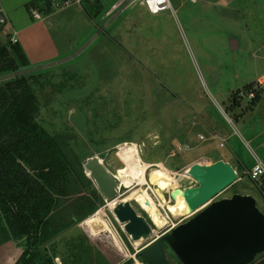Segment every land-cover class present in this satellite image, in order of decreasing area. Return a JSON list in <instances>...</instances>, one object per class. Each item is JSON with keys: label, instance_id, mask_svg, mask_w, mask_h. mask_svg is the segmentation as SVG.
Wrapping results in <instances>:
<instances>
[{"label": "rangeland", "instance_id": "obj_1", "mask_svg": "<svg viewBox=\"0 0 264 264\" xmlns=\"http://www.w3.org/2000/svg\"><path fill=\"white\" fill-rule=\"evenodd\" d=\"M34 1L1 0L8 22L0 11V39L12 44L15 36L27 50L31 63L16 74L45 77L30 82L41 105L36 119L52 137L64 140L83 168L93 158L100 160L109 173L98 166L90 171L100 174L106 194L114 192V178L118 184L115 195L103 198L88 175L103 202L85 221L42 243L39 251L55 253V263L63 264L50 243L74 236L99 248L112 264L132 257L147 264L136 253L196 214L171 215L167 200L173 205V188L196 186L193 173L214 158L237 153L246 163L256 156L264 162V146L251 140L254 129L264 139V0H170L171 7L159 14L141 0L108 14L120 0H94V5L78 4V16L67 12L65 21L51 23L39 11L41 18H33V8L52 11L47 0L31 5ZM60 2L54 0L53 7L72 4ZM25 23L29 27L21 29ZM249 84L262 89L255 111L249 105L254 92ZM235 99L240 108H232ZM236 114L244 115L240 122ZM223 137L226 145L220 146ZM179 144L192 148L179 153ZM128 158L145 170L162 166L172 181L153 185L124 177ZM251 168L237 172L238 180L215 199L253 193L264 212V192L248 177ZM126 196L150 228L140 239L130 236L115 213ZM28 248L25 239L17 240L6 258L0 251V264H14ZM167 252L173 263L182 264L172 250ZM263 259L264 252L252 264Z\"/></svg>", "mask_w": 264, "mask_h": 264}, {"label": "trees", "instance_id": "obj_2", "mask_svg": "<svg viewBox=\"0 0 264 264\" xmlns=\"http://www.w3.org/2000/svg\"><path fill=\"white\" fill-rule=\"evenodd\" d=\"M52 1L47 0L49 9ZM34 3L37 5V0L31 5ZM29 65L19 41L4 44L0 39V77L15 73L0 79V251L7 253L2 255L6 258L11 245L25 239L29 248L14 264H56L55 253H41V244L53 238L55 241L64 230L85 221L103 198L91 188L92 182L73 150L37 121L40 99L30 82L45 77L41 73L30 72L29 78L16 74ZM41 86L44 90V84ZM248 90L254 91L250 100L254 106L261 99L262 89L249 84ZM131 197L136 199L134 194ZM132 198L126 196L119 203H131ZM123 226L133 239L149 231L139 220L129 228L125 222ZM54 241L50 245L52 250L58 248L63 264H112L105 253L90 245V240L87 245L74 236ZM258 264H264V259Z\"/></svg>", "mask_w": 264, "mask_h": 264}, {"label": "water", "instance_id": "obj_3", "mask_svg": "<svg viewBox=\"0 0 264 264\" xmlns=\"http://www.w3.org/2000/svg\"><path fill=\"white\" fill-rule=\"evenodd\" d=\"M92 166L108 173L109 170L98 158L89 160L84 166L103 198H111L116 193L117 181L112 176L116 186L113 193L106 194L98 183L101 182L100 174L90 171ZM193 175L196 186L177 187L170 196L174 201L178 197L185 201L189 210L186 214H196L138 251L136 256L147 264H175L168 256L169 248L182 264L253 263L264 252V212L258 207L256 197L235 193L215 199L238 180L237 171L228 161L220 159L203 164ZM115 213L128 228L139 220L143 229H150L130 202L119 203ZM135 260L132 257L122 264H136Z\"/></svg>", "mask_w": 264, "mask_h": 264}, {"label": "crops", "instance_id": "obj_4", "mask_svg": "<svg viewBox=\"0 0 264 264\" xmlns=\"http://www.w3.org/2000/svg\"><path fill=\"white\" fill-rule=\"evenodd\" d=\"M30 0H26V2H25V4L26 3H28ZM54 1V0H53ZM53 1H52V3H53ZM62 1H64V0H61V2ZM72 1V4H74V5H72L71 4V6L70 7H72V6H76L77 5V7H74V8H72V10H69L70 9V7H68V8H66V9H64V7H62V8H54V7H52V11H50L49 13H47V11H45V10H43V9H40V8H33L32 9V11H33V13H35V12H41L42 14H44V15H46L45 16V21L47 20V21H49L50 23L51 22H53L54 20H56V19H62V18H64V21L66 20V17H68V15L69 14H67V12H71V13H74L75 14V16H78V13H79V11H78V4L79 5H82L84 2H87L88 4H90V5H94V0H82V2L81 3H77V2H75V0H71ZM116 3V2H115ZM114 3V4H115ZM97 4H99V3H97ZM113 4V5H114ZM112 8V7H111ZM111 8H109L108 10H110ZM63 9V10H62ZM108 10H107V12H108ZM0 11L1 12H3L4 13V16H5V18H6V20H7V22H8V13H7V11H6V9H5V7L3 6V5H1V0H0ZM73 14V15H74ZM59 15H63V16H59ZM82 15V14H81ZM57 16H59V18H56ZM71 17V16H70ZM84 17H85V15H84ZM33 18H35L34 17V14H33ZM73 18V17H72ZM36 19V18H35ZM90 22V21H89ZM9 24V23H8ZM29 25H30V23H25L23 26H22V28L21 29H25V28H28L29 27ZM92 25V24H91ZM19 40V39H18ZM21 41L19 40V43H20ZM21 44V43H20ZM21 46L24 48V50H25V47H24V45H23V43L21 44ZM25 52H26V54H27V56H28V53H27V50H25ZM28 58H29V56H28ZM62 60H65V59H62ZM29 61H31L30 59H29ZM60 62H63V61H60ZM59 62V63H60ZM31 63V62H30ZM34 68H35V66H34ZM264 76H262V79L260 78V82L262 83V84H264ZM262 100H263V96H261V99L254 105V111L255 110H258L260 107H261V102H262ZM249 105H250V100H249ZM249 105L248 106H246V108L245 109H247V108H249ZM242 106V104H241V102H240V104H235L234 106H232V108H240ZM224 114H225V117H226V119L229 121V122H231L232 124H233V121H232V118L231 117H229L228 115H227V113L226 112H224ZM240 114H236L235 115V117H236V119H237V121H239L240 119H243V117H244V115H240ZM240 122V121H239ZM243 123H247L246 121H244ZM244 125V127L246 128V126H245V124H243ZM233 126H234V124H233ZM247 129V128H246ZM250 131V130H249ZM251 132V131H250ZM252 133H254V134H252L253 136H251V140L252 141H256L259 145H260V143L264 146V139H261L260 137H262L263 136V134H262V132L260 131V132H257L256 133V131H255V129L252 131ZM264 133V132H263ZM216 134V133H215ZM201 136V135H200ZM223 139H225V142H226V138L225 137H223L222 138V140ZM263 142V143H262ZM226 145V144H225ZM224 145V146H225ZM256 157H258V156H256ZM256 157H255V161H251V162H249V163H246L242 158H240L238 155H237V153L235 154L234 153V157H220V158H214L213 159V162L214 161H217V160H220V159H222V160H225V161H228V162H230L231 164H232V166L235 168V170L238 172V174H242L243 172H244V170H246V168H250V167H253L254 166V164L256 163ZM259 159H261L260 157H258ZM262 160V159H261ZM263 161V160H262ZM248 166V167H247ZM145 169L146 168H144V170H143V173H141V174H139L138 175V179H145V180H147L146 179V176L144 175V171H145ZM123 176H124V173H123ZM124 177H126V178H130V176H124ZM132 178V177H131ZM132 179H134V178H132ZM250 194H252L253 195V193H250ZM254 196V195H253Z\"/></svg>", "mask_w": 264, "mask_h": 264}, {"label": "built area", "instance_id": "obj_5", "mask_svg": "<svg viewBox=\"0 0 264 264\" xmlns=\"http://www.w3.org/2000/svg\"><path fill=\"white\" fill-rule=\"evenodd\" d=\"M132 0H120L118 1L116 4L113 5L112 9L109 11L108 14H112L113 11L115 10H119L121 8H126V6L129 4V2ZM137 0H133V4L136 2ZM75 2L77 3H81L82 0H75ZM141 2L147 7V9L152 13V14H159L160 12H162L163 10L170 8L171 7V2L170 0H141ZM61 3L64 4H71L72 1L71 0H64L62 2H60L58 4V6H63ZM34 17L35 18H41V15L38 12L34 13ZM18 38H16L15 36L12 37V42L16 43L18 42ZM254 92H251V99L254 97ZM250 96V95H249ZM201 139L203 138V136H200ZM225 139H223V141L220 143V146H224L225 145ZM192 147L190 146V144H186L181 145L179 144L177 146L176 151L181 153L184 152L186 150L191 149ZM248 177L250 178V180L257 182L258 184L261 185V191L263 190L264 192V162L259 159L258 157H256V163L254 164V166L247 171ZM175 227V226H174ZM172 227L171 230L174 228Z\"/></svg>", "mask_w": 264, "mask_h": 264}, {"label": "bare ground", "instance_id": "obj_6", "mask_svg": "<svg viewBox=\"0 0 264 264\" xmlns=\"http://www.w3.org/2000/svg\"><path fill=\"white\" fill-rule=\"evenodd\" d=\"M124 150H126V149H124ZM128 160L130 161V164L125 169L124 175L125 176L128 175V176L133 177V178H138V175L143 173V170H144L143 167L140 164L133 162L130 158H128ZM144 175L146 176V179L150 182V184H153V185H158V184L168 185L172 181V177L169 175V173L166 169L162 168V166H161V168L156 167V166H151V167L147 168V170L144 171ZM166 178H167V180H166ZM175 188H177V187H175ZM175 188H173V189H175ZM167 207H168L171 215H173V217L175 219L181 218L182 216H184L189 211L187 204L180 197L176 198L173 205H172V203H168V200H167ZM135 263L140 264L137 259L135 260Z\"/></svg>", "mask_w": 264, "mask_h": 264}, {"label": "flooded vegetation", "instance_id": "obj_7", "mask_svg": "<svg viewBox=\"0 0 264 264\" xmlns=\"http://www.w3.org/2000/svg\"><path fill=\"white\" fill-rule=\"evenodd\" d=\"M234 104H237L238 105V104H240V101L238 99H235L234 100Z\"/></svg>", "mask_w": 264, "mask_h": 264}]
</instances>
